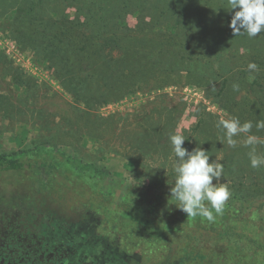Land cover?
<instances>
[{
    "label": "rangeland",
    "instance_id": "obj_1",
    "mask_svg": "<svg viewBox=\"0 0 264 264\" xmlns=\"http://www.w3.org/2000/svg\"><path fill=\"white\" fill-rule=\"evenodd\" d=\"M156 2L147 1L138 13L124 8V25L90 26V31L74 22L82 11L69 1L57 0L54 7L53 0L45 1L40 18L2 9L11 2L0 0V153L46 146L94 162L107 176L100 192L80 194L61 183L64 190L55 197L102 201L186 246L264 264V166L251 167L243 135L231 148L218 140L216 127L221 117H238L251 121V134L264 139V129L255 127L264 121V32L234 36L229 24L235 10L227 0L189 4L175 28L164 24L175 19L172 10L161 12ZM51 9L58 14L52 17ZM89 38L103 49L88 58L97 61L78 60L77 49L67 53L74 69L63 65L65 55L47 57L52 43L70 48ZM120 49L130 50L124 60L117 56ZM249 62L259 71L250 73ZM177 132L185 138L183 147H200L209 162L217 159L224 166L220 182L230 190L226 203L238 219L221 235L204 231L193 239L176 215L169 135ZM256 147L264 154V145ZM49 171L41 167L38 176L49 178ZM25 174L1 173L0 180L21 183Z\"/></svg>",
    "mask_w": 264,
    "mask_h": 264
},
{
    "label": "flooded vegetation",
    "instance_id": "obj_2",
    "mask_svg": "<svg viewBox=\"0 0 264 264\" xmlns=\"http://www.w3.org/2000/svg\"><path fill=\"white\" fill-rule=\"evenodd\" d=\"M20 171L21 183L0 180V264H247L102 201L56 198L30 167L0 175Z\"/></svg>",
    "mask_w": 264,
    "mask_h": 264
},
{
    "label": "trees",
    "instance_id": "obj_3",
    "mask_svg": "<svg viewBox=\"0 0 264 264\" xmlns=\"http://www.w3.org/2000/svg\"><path fill=\"white\" fill-rule=\"evenodd\" d=\"M20 1V2H19ZM10 0V6L8 4H2V9L10 7V11L21 12L25 10L28 15H43L42 9L45 7L44 3H49V0ZM57 0H53L52 7L56 4ZM69 1L70 7H73L75 11L78 9L80 15L77 14L74 22L79 24L81 28H88L90 26H99L97 28L109 26L110 28L124 25L125 18L123 15L124 8L129 7L133 13H138L144 10L146 2L149 0H119L116 4L112 3V0H101L100 3L97 0H66ZM192 0H157L154 8L166 12L172 10L173 20L169 19L164 24H170L173 28L180 22L179 14L185 10V7L189 6ZM198 2L194 0L190 5ZM3 3V2H2ZM120 3V4H119ZM172 7V8H170ZM36 9L37 12L33 13ZM177 12V14H176ZM37 13V14H36ZM48 13L53 17L58 14L57 10H48ZM83 16V17H82ZM171 16V15H170ZM41 18V16H40ZM62 19L58 20L61 21ZM72 23V21H70ZM54 24H57V19L54 20ZM175 25V26H174ZM96 30V29H95ZM91 31V29H90ZM96 32V31H94ZM55 43V42H54ZM110 43V42H109ZM69 44L48 45L46 50L47 57L50 59L56 53L60 58L65 55L62 63L64 66H71L74 69L76 63L70 59L67 53H72L76 50L75 55L78 60L91 61L90 57L95 58L100 56L103 50L101 46L97 47L96 43L89 38L86 42H81L76 47ZM69 48L68 49H66ZM66 49V50H65ZM68 50V51H67ZM121 50V51H120ZM117 56H122V60L125 59V55L130 53V50L120 49ZM54 58V57H53ZM99 58V57H98ZM112 59L109 56V61ZM92 60L91 62L97 61ZM113 60V59H112ZM25 166L32 167L33 170H38L41 167L47 166L50 169L49 178L46 183L49 185L48 188L51 192L58 193L64 189L59 187L58 184L64 183L65 187L70 191H78V193H98V188L101 181L107 177L102 168L94 163L88 162L74 155L64 154L63 152L56 150L52 147L36 146L32 149H23L17 151H11L8 153H0V170H15L19 171ZM65 188V190H66ZM56 193V194H57ZM178 219L186 226V232L191 238H198L201 232L210 231L212 234L221 235L222 230L229 226V224L238 219L235 209L231 204L225 203L224 210L221 215H215L213 221H208L205 218L197 216L195 218H187V214L179 211L176 213ZM264 220V218H262ZM184 229V228H183ZM181 229V230H183ZM250 264L249 262H246Z\"/></svg>",
    "mask_w": 264,
    "mask_h": 264
},
{
    "label": "clouds",
    "instance_id": "obj_4",
    "mask_svg": "<svg viewBox=\"0 0 264 264\" xmlns=\"http://www.w3.org/2000/svg\"><path fill=\"white\" fill-rule=\"evenodd\" d=\"M227 4L229 10H235L229 24L234 36L246 34L255 38L264 32V0H227ZM247 69L250 73L259 71L255 62H249ZM232 87L234 91L240 90L239 83H233ZM216 127L221 132L218 140L231 148L237 146L236 137L243 135V145L250 149L247 155L251 167L264 166V154H259L256 147L264 145V139L251 134V121L241 123L238 117L224 116L217 121ZM255 127L264 129V121H258ZM184 140L179 132L169 135L175 157V178L170 189L172 204L186 213L187 218L200 216L211 222L215 215L223 213L231 195L227 184L220 182L224 166L217 159L209 162V155L200 147L189 151L183 147ZM214 179L216 183H213Z\"/></svg>",
    "mask_w": 264,
    "mask_h": 264
}]
</instances>
